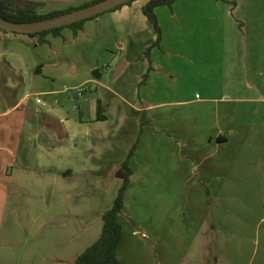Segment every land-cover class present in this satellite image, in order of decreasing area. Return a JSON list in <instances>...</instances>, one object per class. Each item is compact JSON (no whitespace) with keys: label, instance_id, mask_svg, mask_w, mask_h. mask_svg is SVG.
Returning <instances> with one entry per match:
<instances>
[{"label":"crops","instance_id":"1","mask_svg":"<svg viewBox=\"0 0 264 264\" xmlns=\"http://www.w3.org/2000/svg\"><path fill=\"white\" fill-rule=\"evenodd\" d=\"M28 1L54 11L78 0ZM147 2L135 0L60 36L0 28V264H69L92 245L133 147L120 216L124 264H181V231L191 228L187 238L194 240L211 200L229 190L246 204L243 215L226 217L224 231L260 245L264 0L160 6L157 44L143 12ZM116 31L122 52L132 46L126 39H145L127 61L114 53L112 68L100 55ZM131 60L139 66L138 89L115 88L106 74L122 66L118 79ZM99 102L105 120L98 119ZM182 205L193 208L185 213L189 226L182 227Z\"/></svg>","mask_w":264,"mask_h":264},{"label":"rangeland","instance_id":"2","mask_svg":"<svg viewBox=\"0 0 264 264\" xmlns=\"http://www.w3.org/2000/svg\"><path fill=\"white\" fill-rule=\"evenodd\" d=\"M86 1L90 0H85L84 2ZM84 2L83 0H78L75 4L69 6L80 5ZM39 11L42 13H48L53 10L42 7ZM104 14L100 16H103ZM117 32L118 31H116L111 37L112 47L110 48V50L104 51V53L100 55L102 56L101 64H111L112 68H115V60H113L114 53H116L117 58H121V56H123L122 59L124 61H127L128 56L130 58L132 57V55L135 56V54L137 53V44L139 45L140 42L145 39L144 35H141L140 37L134 36L133 38L126 39V41L128 40L132 43V46L130 45V49L128 51L122 52L118 47L122 44L116 45L120 39V34H118ZM147 40H151V37H149ZM138 67V64L131 60L130 66H128V68L118 79L114 78V72L111 70L106 74L105 79H108L111 83H113L114 87L117 89H129L133 91V89H138V85L136 83L139 80L137 75ZM124 92L125 91H123V94ZM137 98L138 97H136V99ZM213 193L215 194V191ZM235 194L237 195V192L235 190H229L228 194H220L218 195L217 200H211L213 204L211 212L208 215L206 222L204 223L202 231L198 236H196V238H194V240H191V235L189 236V238H187V233L189 234L191 228L188 231L187 229L185 231V229L183 228L180 235L181 239L180 241H178L177 245L179 247V251H181L182 253H187L184 255L181 264H262L264 262V237L261 238V242L259 245L255 243V237L243 238L234 235V237H231L230 233L226 232V230L224 231L227 225L226 217H229L230 219H236V215L238 213L243 215L242 207L246 204V202L242 196H235ZM238 205L240 206L238 207ZM237 208L239 211H237ZM2 209L3 207H0V215L3 212ZM40 209L41 207H38V212L40 211ZM191 209L193 208L190 206L182 205L180 211V221L182 227L185 223H187L188 226L191 224L188 217V220L185 219V213L188 216L191 213ZM256 212L255 215H257ZM251 214L252 213H250L249 215L251 216ZM212 217H214V220H212ZM211 224H215L217 226V229H212ZM6 225L9 226V222H7ZM132 225L133 223L129 224L127 228L130 229V226ZM262 228H264V224L262 225ZM231 247L233 248V251H231ZM230 257L236 259L237 262L230 261L228 259Z\"/></svg>","mask_w":264,"mask_h":264},{"label":"trees","instance_id":"3","mask_svg":"<svg viewBox=\"0 0 264 264\" xmlns=\"http://www.w3.org/2000/svg\"><path fill=\"white\" fill-rule=\"evenodd\" d=\"M102 0H90L83 4L76 6H69L64 9H56L48 13H42L39 11L40 3L28 1V0H0V16L17 23L34 22L44 20L54 16H58L64 13H68ZM130 1L124 5H120L110 11H115L121 7L131 4ZM175 0H148L147 4L143 7V12L148 18L153 28L158 33V40L154 43L157 44L161 39V27L159 24L158 16L156 14V8L160 6L171 7ZM108 11V12H110ZM102 15V14H101ZM98 16L79 21L60 28L42 31L38 33H30L29 35H48L54 34L60 36L63 29L70 27L75 31L82 29L84 23L88 20L95 19ZM6 31V30H5ZM8 32V31H6ZM146 57L150 58V50L145 52ZM147 75H145V78ZM103 106L101 102L98 103V119L105 120L106 116L102 114ZM134 152L132 148L128 158L122 163L121 168L117 171V176L122 178L123 184L118 190L116 199L111 208L107 209L102 215L103 229L100 237L90 245L85 251H83L78 257L72 260L69 264H124L118 255V248L123 238L124 227L121 221V214L124 210V205L127 196V190L131 182L132 169L129 166V158Z\"/></svg>","mask_w":264,"mask_h":264},{"label":"water","instance_id":"4","mask_svg":"<svg viewBox=\"0 0 264 264\" xmlns=\"http://www.w3.org/2000/svg\"><path fill=\"white\" fill-rule=\"evenodd\" d=\"M130 1L133 0H102L92 5L68 13H64L44 20L26 23L12 22L0 16V28L8 32L24 34L38 33L67 26L79 21L92 18L94 16L104 14ZM121 72L122 66H119L114 73V78H117Z\"/></svg>","mask_w":264,"mask_h":264},{"label":"built area","instance_id":"5","mask_svg":"<svg viewBox=\"0 0 264 264\" xmlns=\"http://www.w3.org/2000/svg\"><path fill=\"white\" fill-rule=\"evenodd\" d=\"M86 90H87V88L86 87H80L79 89H78V94L79 95H82L84 92H86Z\"/></svg>","mask_w":264,"mask_h":264}]
</instances>
